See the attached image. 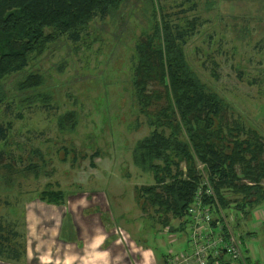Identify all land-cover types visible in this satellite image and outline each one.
I'll return each mask as SVG.
<instances>
[{"label": "rangeland", "instance_id": "obj_1", "mask_svg": "<svg viewBox=\"0 0 264 264\" xmlns=\"http://www.w3.org/2000/svg\"><path fill=\"white\" fill-rule=\"evenodd\" d=\"M193 18H199L201 25L182 46L189 68L222 101L225 126L231 128L236 121L246 127L247 136L259 132L264 137V0H128L104 21L92 22L82 41L73 44L61 37L29 63L26 73L41 74L45 80L37 92L25 94L29 105L17 91L19 81L6 80L10 98L0 105V128L6 136L5 144L0 140L4 162L0 167V225L3 235L10 229L17 231L15 247L24 245L27 207L40 201V193L52 190L66 193L63 207L83 199L90 202L87 208L101 203L99 208H109L113 217L123 215L127 233L115 229L127 235V242L114 230L122 244L135 236L158 254L177 248L157 247L155 235L166 230L165 237L177 236L180 220L172 219L171 226H165L154 209L144 210V200L136 198L135 189L154 181L150 173L132 164L136 142L151 129L131 81L137 65L135 46L141 36L160 21L182 26ZM155 89L152 95L160 98L146 109L152 114L164 107L163 91ZM40 97L48 101L42 103ZM69 112L74 114L75 126L61 131L57 120ZM164 133L169 136L171 131ZM229 208L224 212L234 235L243 237L236 236L243 253L248 258L254 254L257 263L264 264V202L250 219L241 218L234 204ZM208 213L214 219L216 214ZM13 243L1 245L6 249ZM189 254L177 253L173 264H181ZM6 257L3 253L0 261Z\"/></svg>", "mask_w": 264, "mask_h": 264}, {"label": "trees", "instance_id": "obj_2", "mask_svg": "<svg viewBox=\"0 0 264 264\" xmlns=\"http://www.w3.org/2000/svg\"><path fill=\"white\" fill-rule=\"evenodd\" d=\"M126 1L0 0V105L10 98L7 79L19 81L17 91L24 98L28 91L37 92L45 80L41 74L26 73L29 63L61 37L73 44L82 41L92 22L104 21ZM200 25L199 18H193L182 26L169 20L153 26L135 46L137 65L131 81L140 112L147 116L151 129L136 142L132 164L150 173L154 181L135 189L136 198L144 200V210L154 209L165 226H171L172 219L180 220L177 222L186 233L192 222L189 211L197 203L202 210L210 207L220 221V213L225 216L224 211H229L232 204L241 218L250 219L264 202V137L259 132L247 136L246 127L236 121L231 128L225 126L228 121L221 119L222 101L199 81L183 53L182 46ZM153 89H161L164 96V107L154 114L146 111L153 99L160 98L152 95ZM40 99L42 103L48 101V97ZM24 101L30 104V98ZM73 121L71 112L60 116L58 129L72 130ZM166 130L171 131L169 136ZM0 140L5 144L2 127ZM2 154L0 151V167L4 164ZM231 196L238 199L232 200ZM38 198L48 205L63 206L66 193L48 190ZM3 232L0 225V256L6 253L7 260H19L22 245L15 247L17 231L10 229L7 235ZM1 243L13 245L4 249Z\"/></svg>", "mask_w": 264, "mask_h": 264}, {"label": "crops", "instance_id": "obj_3", "mask_svg": "<svg viewBox=\"0 0 264 264\" xmlns=\"http://www.w3.org/2000/svg\"><path fill=\"white\" fill-rule=\"evenodd\" d=\"M89 203L82 199L59 207L38 201L35 206H28L25 238L21 242L24 246L21 244L18 257L22 256L9 263L7 260L0 261V264H173L177 253L190 251L186 236H181L185 231L180 226L177 236L165 237L163 233L166 230L158 232L159 237L155 235L157 247L178 245L173 253L167 250L158 254L153 248L140 243L135 236L133 241L122 244L114 235V230L120 227L127 233L123 215L113 217L109 208H99L101 203L87 208ZM79 205L87 209L81 211ZM99 210L103 212L96 213ZM250 257L244 253L247 263L258 264L254 254Z\"/></svg>", "mask_w": 264, "mask_h": 264}, {"label": "built area", "instance_id": "obj_4", "mask_svg": "<svg viewBox=\"0 0 264 264\" xmlns=\"http://www.w3.org/2000/svg\"><path fill=\"white\" fill-rule=\"evenodd\" d=\"M197 203L190 210L192 222L187 228V240L190 254L184 255L181 264H247L233 230L229 226L227 216L220 213V221L208 213L210 207L200 209ZM203 214V218L201 217ZM207 225L206 228L203 226ZM121 240L126 243L127 235L120 229H115ZM177 261V260H175ZM178 262V261H177Z\"/></svg>", "mask_w": 264, "mask_h": 264}, {"label": "flooded vegetation", "instance_id": "obj_5", "mask_svg": "<svg viewBox=\"0 0 264 264\" xmlns=\"http://www.w3.org/2000/svg\"><path fill=\"white\" fill-rule=\"evenodd\" d=\"M186 239H187V237H186ZM189 246V245H188ZM246 259V258H245Z\"/></svg>", "mask_w": 264, "mask_h": 264}]
</instances>
